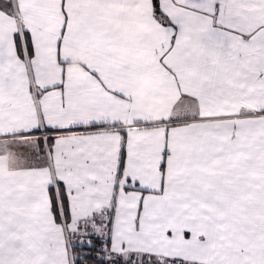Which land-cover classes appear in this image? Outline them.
Wrapping results in <instances>:
<instances>
[{"label": "snow or ice", "instance_id": "obj_1", "mask_svg": "<svg viewBox=\"0 0 264 264\" xmlns=\"http://www.w3.org/2000/svg\"><path fill=\"white\" fill-rule=\"evenodd\" d=\"M0 264H264V0H0Z\"/></svg>", "mask_w": 264, "mask_h": 264}, {"label": "crops", "instance_id": "obj_2", "mask_svg": "<svg viewBox=\"0 0 264 264\" xmlns=\"http://www.w3.org/2000/svg\"><path fill=\"white\" fill-rule=\"evenodd\" d=\"M156 102H157V103H159L160 101H159V100H157ZM149 103H151V102L149 101Z\"/></svg>", "mask_w": 264, "mask_h": 264}]
</instances>
